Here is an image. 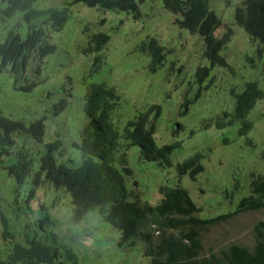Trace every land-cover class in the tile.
<instances>
[{
    "label": "rangeland",
    "instance_id": "1",
    "mask_svg": "<svg viewBox=\"0 0 264 264\" xmlns=\"http://www.w3.org/2000/svg\"><path fill=\"white\" fill-rule=\"evenodd\" d=\"M239 1L209 0L210 9L221 19L214 36H222L227 27L232 33L218 52L225 65L211 66L200 82L194 76L195 68L209 66L202 54L201 39L178 28L174 16L162 8L160 0L140 3L137 17L72 6L62 28L50 33L54 50L41 60L36 75L27 74L36 81L31 90L14 87L12 77L0 69V113L22 118L25 123L43 117L42 142L19 136L15 145L23 146L36 166L42 144L57 138L60 146L54 152L56 162L69 167L79 165V153L70 142L84 122L80 96L86 83L102 81L119 95L111 118L118 132L136 112L156 105L159 113L153 120L155 143H179L169 156L172 164L169 167L140 160L136 145L124 150L131 170L124 177L125 186L139 201L155 204L159 185H179L194 203L198 218L233 211L238 199L247 194L251 175L264 176V95L246 115L250 122L248 129H241L240 120L221 128L217 126L222 121L221 113L232 109L234 97L230 89L239 92L246 81H254L264 92V53L258 56L256 42L233 24V8ZM60 2L37 0L36 6L48 7ZM14 21L0 18V38ZM93 31L104 32L109 38L99 51L102 56L97 70L90 73L95 53L83 48L86 34ZM149 37L155 38L165 51L162 65L154 72L149 71V57L136 51L138 44ZM62 84L71 87L70 96L63 111L53 115L51 105L61 96ZM153 114L151 111L150 120ZM117 143L119 147L122 139L118 138ZM195 153L201 155L202 171L193 179L187 175L178 178L174 164ZM29 190L28 177L18 186L0 168V231L7 225L13 235L12 242L23 241L24 235H35L46 243L54 242L70 249L79 264H148L140 247H118V232L93 211L77 222L72 221L69 196L64 191L46 184L38 186L31 195ZM262 219L264 207L236 213L208 227L200 234L203 253L217 252L228 243L250 249L252 226ZM6 243L0 237L2 251L6 250Z\"/></svg>",
    "mask_w": 264,
    "mask_h": 264
},
{
    "label": "trees",
    "instance_id": "2",
    "mask_svg": "<svg viewBox=\"0 0 264 264\" xmlns=\"http://www.w3.org/2000/svg\"><path fill=\"white\" fill-rule=\"evenodd\" d=\"M36 1L0 0V18L15 19L0 38V69L6 70L12 77L14 87L28 91L36 85V81L34 76L27 77V74L36 75L41 60L54 50L50 33L62 28L72 6L95 7L137 17L138 5L145 0H61L60 4L48 7H37ZM160 3L174 16L178 28L201 39L202 54L209 61V66L195 68L197 81L207 75L211 66L225 65L218 52L232 32L226 26L222 36H214L221 19L210 9L209 0H160ZM232 20L251 41L256 42L257 55L263 54L264 0H240L233 8ZM108 38L109 35L101 31L86 34L83 50L95 53L90 73L97 70L102 56L99 51ZM136 51L149 57L150 72H154L164 61L163 46L153 37L140 42ZM66 82L70 83L69 78ZM70 88L62 84L61 96L51 105L53 115L66 107ZM229 92L234 97L232 109L221 113L222 121L217 126L221 128L240 120L243 122L241 129H248L250 122L246 120V115L264 92L254 81H246L239 92L233 89ZM80 98L84 122L77 137L70 142L80 157V163L75 167L56 162L54 152L60 146L57 138L42 144L37 165L33 166V158L28 156L27 150L15 143L19 136L41 143L43 117L25 123L22 118H10L0 113V168L5 169L18 186L28 177L29 195L42 184L64 191L69 196L72 221L77 222L88 211H93L118 232V247H140L141 254L148 258V264H264L263 219L252 226L253 246L250 249L228 243L217 252L208 250L203 253L200 240V234L208 227L236 213L264 207L263 175H251L247 194L238 199L233 211L206 219L195 215L194 203L179 185H159V199L155 204L141 202L125 186L124 177L130 175L131 170L127 167L124 150L136 145L140 160L169 167L172 165L169 156L179 146L178 142L155 143L153 120L159 113L158 106L150 105L136 112L118 132L111 123L119 98L112 86L102 81H91L84 85ZM151 111L154 114L150 120ZM118 138L122 139L119 147ZM200 158L201 155L195 153L174 164L178 178L187 175L193 179L201 172ZM0 237L7 241L6 250L0 248V264H79L70 249L54 242L46 243L35 235H24L21 237L23 241L12 242L13 235L7 225H3Z\"/></svg>",
    "mask_w": 264,
    "mask_h": 264
}]
</instances>
